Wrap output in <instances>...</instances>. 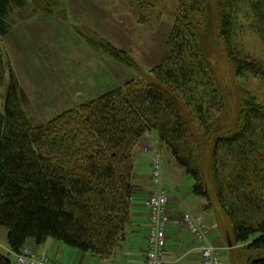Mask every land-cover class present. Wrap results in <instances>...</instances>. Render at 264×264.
<instances>
[{"label":"trees","instance_id":"obj_1","mask_svg":"<svg viewBox=\"0 0 264 264\" xmlns=\"http://www.w3.org/2000/svg\"><path fill=\"white\" fill-rule=\"evenodd\" d=\"M136 1L140 9L155 7ZM13 5L26 8L28 0H0V90L7 84L0 112V228L7 230L12 252L17 255L30 240L40 245L52 238L110 259L139 191L135 152L154 133L194 180V194L207 200L205 210L227 220L236 245L249 254L245 264H264V106L248 96L236 119L228 118L208 59L221 43L235 76L264 82V60L237 46L238 33L247 28L264 41V0L181 2L169 55L150 71L152 82L128 81L39 126L25 111L27 95L2 44ZM36 7L50 11L43 0ZM196 15L208 22L214 40L200 33ZM87 39L99 53L138 69L125 50ZM201 139L211 143L207 166ZM0 264L13 262L0 251Z\"/></svg>","mask_w":264,"mask_h":264},{"label":"rangeland","instance_id":"obj_2","mask_svg":"<svg viewBox=\"0 0 264 264\" xmlns=\"http://www.w3.org/2000/svg\"><path fill=\"white\" fill-rule=\"evenodd\" d=\"M36 1L28 0L26 8L11 6L6 17L9 33L2 37V44L20 83L30 95L25 111L29 117H34L31 118L33 125L39 126L74 108L75 105L71 104V101H64L60 107L48 111L47 105L51 100L48 97L45 99L38 91L40 84H45L46 92L43 95L71 88L90 95L93 100L131 80L152 82L150 71L168 57L167 41L175 25L177 10L181 2L186 0H149L155 7L146 6L142 9L136 0H43L45 6L50 9L49 12L37 10ZM28 16L33 17L32 20L42 19L43 22L29 25L31 20L23 21L29 19ZM58 20L69 24L70 30L66 29L68 34L62 32L61 26L54 25L53 21L57 23ZM193 21L195 24L202 23L197 15L193 17ZM206 23L208 22L197 25L200 33L204 37L208 34V37L214 40L212 33L209 34L211 29L205 27ZM87 37L106 40L116 48L125 50L136 60L138 69H128L106 54L99 53ZM237 42L239 50L255 59L264 60V41L249 28L238 33ZM208 59L223 89L226 105L229 106L228 118L236 119L248 96H254L257 102L264 106V82L248 75L235 76L229 66L223 44L218 45L216 42V48H211ZM100 60L103 62V68L112 62V82L107 81V73L100 71ZM99 81L112 85L98 86ZM6 92L7 84L0 90V112L4 111ZM56 97L59 98L52 101V104L60 101L61 95ZM149 140L145 142L144 147L151 150L158 148L163 153L167 169L172 173V162H176L174 157L167 149H161L155 140ZM200 144L205 152L204 166H207L211 143L207 139H201ZM176 178L185 190L194 184V180L185 170ZM150 195L145 198L144 205ZM215 216L221 226L231 231L227 220L221 215ZM2 230L6 232V229ZM221 253L223 256L225 253H228V256L231 254L230 251ZM233 259L238 263L241 256L238 257L234 253ZM229 264H232L231 261Z\"/></svg>","mask_w":264,"mask_h":264},{"label":"crops","instance_id":"obj_3","mask_svg":"<svg viewBox=\"0 0 264 264\" xmlns=\"http://www.w3.org/2000/svg\"><path fill=\"white\" fill-rule=\"evenodd\" d=\"M41 22H43L42 19H34L29 21V25L32 23L39 24ZM53 23L54 25L56 24V26H61V30H63L62 32L68 34L66 29L70 30L68 26L69 24L67 25L61 20H58L57 23L56 21H53ZM99 64L101 65L100 71L107 73V81L112 82L111 72L114 67L112 62L110 61L108 67L104 68L101 60ZM104 82L106 81H99L97 84L98 86L112 85ZM114 84H116V78ZM44 85L40 84L38 91L42 93V96L45 97V99L48 97V99L51 100L47 105L49 108L48 111L60 107L64 101H71V104H75L73 107H77L80 104H83L86 100H91L90 95H87L84 92H78V90L71 88H67L69 90L60 89L59 92L55 94L43 95V93L46 92L44 91ZM94 85L95 83L92 87ZM22 87L30 101L28 90H25L23 85ZM58 95H61L60 101L52 104V101L59 98L56 97ZM30 117L34 118L33 116ZM149 138H152L158 143L157 137L154 133L146 134L135 152L134 183L139 191L134 201L132 219L127 227L124 239L121 241L119 249L110 259L103 260L93 253H83L52 238L47 239L40 245H37L33 240H30L27 245L32 247L39 255L47 256L51 261L59 264H145L149 212L143 202L153 191L151 183L152 150L149 147H144L145 142L150 141ZM172 163L173 172L170 173L166 167L165 160L163 161V188L167 191L169 196V206L166 212V218L168 221V244L164 256L165 264H202L199 244L196 242L187 226V217H191L194 220H201L205 227L209 229L207 244L219 250L222 264H229V261H231L232 264H245L249 255L248 252L244 250L242 246L236 245L233 233L219 224L218 217L215 216L216 214L214 211L205 210L207 200L194 194V184L186 190L183 189L182 185L176 178V176L182 174L183 169L180 168L176 162ZM2 229L3 228H0V251L3 254L10 256L13 264H17L16 254L12 252L9 246L8 232L7 230L4 232L5 230ZM226 251L231 252L230 256H228L229 252L225 253ZM239 251H241V253ZM221 252L225 253L224 256ZM234 253H236L238 257L241 256L242 261L239 260L238 263H235L233 259Z\"/></svg>","mask_w":264,"mask_h":264},{"label":"built area","instance_id":"obj_4","mask_svg":"<svg viewBox=\"0 0 264 264\" xmlns=\"http://www.w3.org/2000/svg\"><path fill=\"white\" fill-rule=\"evenodd\" d=\"M151 183L153 191L145 201L149 212L148 240L145 264H165L164 256L167 248L168 221L166 218L169 196L163 188V156L156 148L152 150ZM187 226L199 244L202 264H222L218 249L207 244L209 229L201 220L186 218ZM17 264H59L47 256L39 255L32 247L26 245L16 255Z\"/></svg>","mask_w":264,"mask_h":264}]
</instances>
